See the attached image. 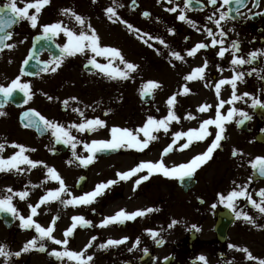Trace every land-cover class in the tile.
<instances>
[{"label":"flooded vegetation","instance_id":"obj_1","mask_svg":"<svg viewBox=\"0 0 264 264\" xmlns=\"http://www.w3.org/2000/svg\"><path fill=\"white\" fill-rule=\"evenodd\" d=\"M7 2L8 0H0V6ZM221 2L222 0H218L217 5L213 6L207 0H201V4H196L193 0L190 8L185 10L186 15L197 22V27L201 29L198 32L190 24L177 19L179 9L177 13L167 11L168 7L176 5L183 8L185 0H173L172 4H169L167 0H136L135 5L132 4V0H127V6L131 13H137L143 20L150 21L147 28L143 29V33L147 32L152 37H159L169 46L166 48L158 40L152 39L149 41L153 45L152 47H149L148 44L142 45V59L149 63L156 62L150 57L149 52L157 50L160 54L159 58L166 62L164 65L173 68L177 75L170 83L172 92L163 91L160 93L159 101L151 103V99L144 105L147 107L146 118L152 113L153 117L159 120L168 114V99L174 94H178L173 111L180 117V120L179 122L172 121L167 133L163 129L153 133L158 139L151 141L148 148L143 150L141 161L155 162L159 160L163 149L172 142L174 132H187L189 129L199 128L203 120L215 118L218 97L214 85L220 79L233 76V66L230 64L232 55L226 53L224 59L219 58L217 52L220 45L201 49L192 57L187 56V50L198 42L210 44L211 38L207 37L203 29L207 26L213 28L214 32L218 31L214 22L207 20V17L212 15L217 8L220 11H227L229 7L233 9L237 7L234 0L231 5L223 8L220 7ZM19 6H23V4ZM109 6H112V3ZM152 7H159L157 14L149 12V8ZM66 8L73 9L82 15L98 34L99 0H95V3L93 0H50V3L39 14L37 28H32L29 21L23 20L8 29L13 32V36L8 42L13 43L15 47L0 52V84L7 86L17 76H21V83L30 85V95L33 89L32 85L41 83L45 87L40 90L46 96L51 94L56 99L57 95L64 92L62 90L67 83L76 84L78 87L84 80L96 81V79L108 78L99 73V70L92 65H90L93 69L91 72L84 70V64L93 55L90 51L67 57L55 73L41 70L44 61L60 55V49L56 47V44H64L66 37L61 34L53 41L37 40V36H42L40 25L63 21L69 27L79 29V25L74 19L68 15H62L61 10ZM30 12H34V9ZM144 12H149L150 15L146 17L143 15ZM240 12L243 15H237L233 11L232 15L235 16V19L222 22L225 31H228L225 46L230 48L231 41H238L240 46L238 55L247 58L248 54L254 50H264V0H258V6L257 0H246L245 5L240 7ZM217 18H219V13H217ZM170 28L174 29V34L169 32ZM89 34H91L90 31ZM219 38L217 36V39ZM172 51L180 52L185 59L183 61L176 60L170 55ZM159 58L157 61L160 60ZM25 59H29L26 66L29 74L21 73ZM97 60L100 63H107L103 57H97ZM205 60L208 61V65L204 79L186 81L184 77L196 67L203 66ZM217 65H220L224 71H218ZM252 68H256L257 72L252 75L246 74L243 82H237L238 95L245 92L251 95L232 105L225 104L221 109L222 114H226L229 107H236L245 111L251 119L246 120L243 124H238L237 121L241 117L237 115L227 123L224 133L226 139L221 141V147L213 153L207 163L196 171L193 177L180 181L157 173L147 181H143L134 191L135 180L139 175L147 174L145 171L127 181L121 180L111 185L104 190L102 195H98L93 203L88 205H65L60 200L46 202L38 208V215L33 219L47 227L53 217L58 216L59 219L56 220L53 232V235L58 239H64L65 230L73 223L72 217L83 216L91 221V225L88 227H81L79 222H76L77 228L69 237L68 247L71 250H82L91 237H97L87 253L94 256L93 264H258V261L247 260L246 254L238 249L245 248L244 239L247 227H254L257 235L255 236L254 251L251 253L264 259V228L254 226L243 218L237 219L231 209L219 202L217 195L218 193L226 194L235 187V184H239L247 185L248 191L255 199L259 200L256 193L259 189L264 188V177L259 176L249 163L257 156H264V107L254 108L251 103L253 96L264 102V79L261 78L264 77V56H259L251 65L238 66L237 70L247 73ZM185 85L190 88L188 94H182ZM163 88L165 89V87ZM231 94L230 85L221 86V99L228 100ZM199 96L203 98L199 99ZM25 98L24 93L17 90L2 109L6 115L0 116V143L6 142V149L0 155L7 158L18 151L11 146L15 142L25 145L29 149L25 155H28L30 159L42 161L43 164H38L35 168L21 165L26 169L22 173L15 170L0 172V197L12 194L7 191L8 188H11L13 192L28 191L29 195L23 200L18 196H13V203L19 212L27 217L30 214L29 204L36 205L48 190H55L59 187V182L49 177L48 168L45 165L56 169L64 180L68 189L67 193L62 194L65 200L91 192L101 182L118 180L117 172L122 171H105L99 166L100 160L112 157H97L95 155L93 162L84 166L73 157L70 145L57 141L52 129L38 133L34 127H25V123L22 121L26 120L23 118L21 121L20 119L24 112L34 109L42 115L38 107L30 105L31 99L25 104ZM202 100L205 102H201ZM205 104L212 107L206 112H199L200 105ZM59 109L61 114H65L67 111L64 105H61ZM189 113L196 118L185 119ZM59 117L55 116L54 122L57 123ZM57 124L67 128L77 140L82 141L77 144L76 152L86 158L90 153L84 148V143L92 136L98 135V130L79 132L71 127V125L79 123ZM209 131L212 135L204 141L194 142L189 149L179 150L178 144L185 142L184 139L180 140L177 145H174L176 150L169 152L164 158L166 166L171 167L185 163L193 156L206 151L214 139L215 126H209ZM31 149L35 151H31ZM233 150L242 154L233 156ZM141 161L135 165L131 164L129 168L135 167ZM113 169H115L114 165ZM249 177H252L250 183ZM149 207L159 208L160 211L148 213L122 224L113 223L106 227L99 226L102 220L115 215L121 209L130 213ZM238 208L252 215L256 219L257 225H264V215L258 214L243 198L239 200ZM222 211L231 212L234 220L223 232V238L219 239L214 228L217 214ZM173 220L178 223L169 228L168 225ZM20 223L17 217L0 212V244L7 245L11 252L20 251L27 241L38 235L34 228L23 229L20 227ZM193 225H196V228H193ZM146 229L158 231L160 235L157 239H161L163 243H156ZM125 236L129 237L125 244L105 249L98 247L108 239H121ZM137 238L141 241L140 245L133 251H128ZM45 245L46 250L43 252L31 250L22 252L19 257H11L10 264H62V261L55 256L49 255L53 249L62 250V246L56 245L51 240H46ZM231 245L236 247H231ZM145 248L148 249L147 253L144 252ZM201 256L205 257V261L199 259ZM0 264H5L3 257H0ZM63 264H70V262L65 259Z\"/></svg>","mask_w":264,"mask_h":264},{"label":"snow or ice","instance_id":"obj_2","mask_svg":"<svg viewBox=\"0 0 264 264\" xmlns=\"http://www.w3.org/2000/svg\"><path fill=\"white\" fill-rule=\"evenodd\" d=\"M95 3V0H93ZM169 4L173 3V0H167ZM207 2L213 6H216L218 0H207ZM50 3V0H8L7 3H4L0 6V52H3L4 49H13L15 45L13 43H9L8 41L12 38L13 32L8 31L11 29L13 25L17 24L19 21L27 20L30 22V26L32 28H37L39 24V14L42 9ZM193 0H185V4L183 8H180L179 5L168 7L167 11L170 13H177L179 9V14L177 19L190 24L192 27L196 28L199 32L201 29L197 27V22L191 20L186 15V9H189L192 5ZM196 4H201V0H195ZM233 3V0H222L220 7L223 8L225 6H229ZM235 5L237 6L235 9L229 7L227 11H220L219 8L213 12L212 15L207 17L209 22H214L217 32L213 31L211 27H204V31L207 34V37L211 38L210 44L204 42L196 43L192 48L187 50V56H194L199 50L207 49L208 47H216L220 45L217 55L219 58L224 59L226 53H230L232 55V59L230 64L233 66V76L231 78L220 79L215 83V92L218 97V104L215 108V118H208L203 120L199 128L189 129L187 132L177 131L173 133V140L171 143L165 147L161 153V157L159 160L153 161H141L135 167L122 172H117L118 180H109L107 182L99 183L95 189L91 192L85 193L78 197H72L71 199H63V193H67L68 189L64 183V180L61 178L56 169L48 167V175L52 180L59 182V187L55 190H48L47 193L40 198L36 205L29 204L30 214L25 217L21 214L18 208L13 203V196H18L21 200L25 199L29 193L28 191L21 192H13L11 188H8L7 191L12 193L11 195H7L4 197H0V212L9 213L20 220V227L23 229H35V232L38 234L34 236L31 240L27 241L20 251L11 252L8 250L7 245L0 244V257L4 258L5 264H10L11 257H19L22 252H28L31 250H39L41 252L46 250L45 241L51 240L56 245L62 246V250L53 249L49 255L55 256L58 260L65 261V259L70 262H74V264H93L94 256L89 255L88 249L93 246V242L97 239V237L93 236L89 240L88 244L82 250L76 251L71 250L69 245V237L73 234L74 229L77 228V223L79 222V226L88 227L91 225V221L85 219L83 216H74L72 217L73 223L69 226L64 232V239H58L53 235L56 220L59 217H53L52 222L49 226L44 227L39 224L36 220L33 219L34 216L38 215V208L41 205L45 204L49 201L60 200L65 205H88L94 202L95 198L98 195H102L104 190L109 188L111 185L118 183L119 181H127L130 178L137 176L140 173H144L146 171L147 174H141L134 182L135 191L136 187H138L143 181H147L152 175L161 173L163 176L167 178H176L180 181H184L185 178H191L196 173V171L201 168L208 160H210L213 156V153L221 147V141L226 139L224 133L226 131L225 125L231 122L235 116L241 117L237 121L238 124H243L246 120H250L251 117L242 109L236 107H229L227 109L226 114H222L221 109L225 104L232 105L235 102L244 99L245 97H249L251 94L248 92L243 93L242 95L237 94V82H243L245 75H252L257 72L256 68H252L250 72L245 73L244 71L237 70L238 66H243L245 64L251 65L253 61L257 60L259 56H264V50H254L250 52L245 58L242 55H238L240 51V46L238 41H231V47L225 46V38L228 36V31H225L222 26V22H225L229 19H235V16L232 15V12L235 11L237 15H243L240 12V7L244 6L246 0H234ZM23 4V6H19ZM132 4H136V0H132ZM258 6V0H257ZM117 7H123L122 4L117 5V0H112V6L106 7L104 9L107 18L113 22L123 23L130 31H133L137 35L140 36V39L143 40L145 44H148L149 47H152L149 43L150 40L156 39L159 41L161 45L164 47H169L163 39L159 37H152L147 32L141 34V30L139 28H135L131 23L127 20L121 19L117 14ZM34 9V12H30V10ZM202 10V8H201ZM62 15H68L77 25H79V29L76 30L68 25L64 24L63 21H57L50 24L40 25L42 29V36H37L36 39H48L53 41L54 38L60 36L61 34L66 37V42L62 45L56 44V47L60 49L59 56H53L50 60L44 61V66L41 69L42 71L48 72L51 71L55 73L62 65L63 61L69 56H75L77 54H85L86 51H90L93 55L88 58L87 64L92 65L95 69L99 70V73L106 75L109 79H123L128 80L131 78L132 74L138 70V65L129 62L123 56L121 50L115 47L102 46L100 43V37L98 36L96 30L92 28L91 24L86 21V19L76 13L73 9L66 8L61 10ZM217 13H219V18H217ZM259 14V13H257ZM144 16H149V12H144ZM89 31L91 34H89ZM231 31V30H229ZM170 33L174 34V29H169ZM217 36L220 38L217 39ZM147 37V38H145ZM187 39V38H186ZM170 55L175 57L176 60L183 61L185 58L178 51L170 52ZM97 57H103L107 60V63H100L97 60ZM31 56L29 57V59ZM29 59H25L23 63L27 65L29 63ZM118 61L120 65H123V68L118 66H113V63ZM208 61L205 60L204 65L200 67H196L193 71L184 77L186 81H192L194 79H204L205 70L207 68ZM87 67V65H85ZM217 69L220 72H223L224 69L217 65ZM21 73L23 74V69H21ZM264 79V77H261ZM230 85L232 89V94L230 99L224 100L220 98L221 86ZM206 86H209L206 84ZM160 87V85L155 81H149L142 88L141 95L150 94L153 89ZM20 91L24 93L26 97L24 103H28L32 96L30 93V85L28 83H21V76H17L13 79L7 86L4 84H0V116L6 115L5 112L2 111L4 105L9 102V100L13 97L14 92ZM190 92V88L185 85L183 87L182 94H188ZM176 95L171 96L167 104L169 105V111L166 117L157 120L153 116H148L146 123L135 130H130L128 128H120V127H112L111 128V138L110 139H97L91 141V143H84V148L90 153L86 158L81 157L77 154L76 148L78 143H82V141L77 140V138L70 133V131L64 126L57 124L54 121L46 119L39 112L34 109H29L28 111L23 113L24 120L27 121L25 123V127H34L37 131L43 132L47 129L53 130V135L56 137L58 142H63L64 144L70 145L72 149L73 157L79 161L82 165L87 166L88 164L93 162V159L96 153L104 152V151H115L121 148H133L138 151H143L148 148L151 141H155L158 139L156 135H153L154 132H159L161 129L164 130L165 133L169 131V127L172 121L179 122L180 117L175 114L173 111V106L176 101ZM48 99L51 100L53 97L48 96ZM73 100L76 98L73 97ZM67 103V101H65ZM252 107H264V102L256 97H252ZM212 106L211 105H202L198 108V111L203 113L208 111ZM74 111H80L79 109H74ZM159 111V109H157ZM107 114V113H106ZM80 115L83 116L84 113L80 111ZM191 113L185 116V119H195ZM106 122L102 119H88L79 124H73L71 127H74L79 132L84 131H96L98 127H104ZM209 126H215L216 132L214 139H212L210 145L207 147L206 151L203 153L197 154L193 156L189 161L185 163H181L178 165H174L171 167L166 166L164 162V158L169 154V152L176 150L174 145H177L178 142L184 139L185 142L178 144L179 150L189 149L191 145L196 141H204L207 137L212 135L209 131ZM140 133H143L144 139L140 138ZM186 138V139H185ZM14 149H18L11 156L5 158L3 155H0V172H8L15 170L16 172L22 173L26 169L22 168L21 165L30 166V168H35L38 164H43L42 161H35L29 158L28 155H25L29 149L22 144H18L13 142L11 145ZM6 149V142L0 143V154H2ZM31 151H35L31 149ZM237 150H233L232 155L237 156L241 155ZM71 163V161H69ZM252 169L258 173L259 176L264 177V156H257L253 160L249 161ZM29 168V170H30ZM252 177H249V183L251 182ZM235 184V182H233ZM36 187V185H33ZM219 202L224 204L225 207L231 209L237 219L243 218L248 223L264 228V225H257L256 219L249 215L248 212L240 210L238 208L239 200L243 198L246 200L248 204L254 208L258 214L264 215V188L259 189L256 195L259 197V200L255 199L253 195L248 191L247 185H239L235 184V187L225 193H218ZM215 207V205H213ZM160 211L159 208L149 207L147 209L136 210L133 212H126L121 209L115 215L106 217L101 221L100 227H106L110 224H122L125 221L135 220L137 217H143L148 213ZM178 221L173 220L168 227L171 228L176 225ZM196 228V225L192 226ZM146 231L151 235V237L156 241V243H163L161 239H157L159 237V232L153 229H146ZM129 240V237L125 236L121 239H108L105 243H101L98 245L99 248L105 249L110 246H119L125 244ZM141 241L139 238L135 240L132 246L128 249V251H133V249L137 248L140 245ZM231 247H236L235 245H231ZM239 251L246 254V259L249 261H258V264H264V259H260L254 256L248 248L238 249ZM148 249L145 248L144 252L147 253ZM201 261H205V257H199Z\"/></svg>","mask_w":264,"mask_h":264},{"label":"rangeland","instance_id":"obj_3","mask_svg":"<svg viewBox=\"0 0 264 264\" xmlns=\"http://www.w3.org/2000/svg\"><path fill=\"white\" fill-rule=\"evenodd\" d=\"M112 1L99 0V29L98 36L102 46L115 47L121 50L127 61L137 64L138 70L132 74L128 80L109 79L104 80H84L78 87L67 83L64 85V91L61 95L54 96L49 100L42 90L45 85L41 83L33 84L31 106L39 108L42 115L51 121H54L55 116H60L57 123H82L88 119L99 118L106 122L104 127H98V135L92 136L86 141L90 143L93 139H110L111 128L116 126L120 128H128L135 132L136 129L142 127L147 121V107L140 100V93L145 84L149 81L157 82L160 87L152 90L153 98L151 103L159 101L160 93L171 91L170 84L176 73L173 68L165 66L166 62L159 58L157 50L150 51L149 55L156 62L149 63L142 59L141 49L145 44L140 36L130 31L123 23L110 21L104 9L108 7ZM122 4L123 7H117L118 16L127 20L135 28L141 30L147 28L150 21L143 20L137 13H131L127 6V0H117V5ZM150 13H158L159 7L149 8ZM139 50V51H136ZM139 54V55H138ZM159 58L160 60L157 61ZM102 63V62H101ZM113 66L123 68L118 61L113 63ZM165 87V89L163 88ZM76 99L73 100L72 98ZM201 98H203L201 96ZM199 96V99H201ZM67 101V103H65ZM55 102V104H53ZM201 102H205L202 100ZM210 102V100H209ZM64 105L67 109L65 114L60 113V106ZM202 106V105H200ZM79 109L84 113L80 115ZM107 113V114H106ZM149 116H153L151 113ZM146 119V120H145ZM140 138L144 139L143 133H140ZM143 151H138L133 148H121L119 153L112 158L100 160L99 166L102 170L108 171H126L130 169V165L141 161ZM113 165L115 169H113ZM256 232L254 227H247L244 243L245 247L251 252L254 251Z\"/></svg>","mask_w":264,"mask_h":264},{"label":"water","instance_id":"obj_4","mask_svg":"<svg viewBox=\"0 0 264 264\" xmlns=\"http://www.w3.org/2000/svg\"><path fill=\"white\" fill-rule=\"evenodd\" d=\"M148 98V95H142V99L146 100ZM116 151V150H115ZM115 151H104V152H99V155H109L112 153H115ZM232 216L231 214L227 213L226 211H222L218 213L217 216V221H216V226H215V230L217 232V234L223 233L226 228L228 227V225L232 222Z\"/></svg>","mask_w":264,"mask_h":264}]
</instances>
